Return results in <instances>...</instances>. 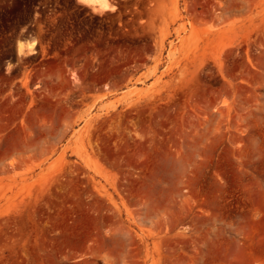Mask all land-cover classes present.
Here are the masks:
<instances>
[{
    "label": "rangeland",
    "instance_id": "1",
    "mask_svg": "<svg viewBox=\"0 0 264 264\" xmlns=\"http://www.w3.org/2000/svg\"><path fill=\"white\" fill-rule=\"evenodd\" d=\"M86 4L0 0V264H264V0Z\"/></svg>",
    "mask_w": 264,
    "mask_h": 264
},
{
    "label": "bare ground",
    "instance_id": "2",
    "mask_svg": "<svg viewBox=\"0 0 264 264\" xmlns=\"http://www.w3.org/2000/svg\"><path fill=\"white\" fill-rule=\"evenodd\" d=\"M77 1L80 2V3H82V4H84L85 6H87L89 8H91L93 10V13H99V14H102L103 13V11L99 10L102 5L99 6V9H97V7H98L97 5H96V8H95L93 6L87 5L86 3H83L82 0H77ZM106 6H108V5H106ZM102 8H103V6H102ZM108 8H109V6H108ZM113 11L114 10H111V12H113ZM36 47H37V43H36L35 40H32V41H30V40L21 41L20 40L17 43V53L20 56L33 55V54H36L37 53L36 52L37 51L36 50Z\"/></svg>",
    "mask_w": 264,
    "mask_h": 264
},
{
    "label": "snow or ice",
    "instance_id": "3",
    "mask_svg": "<svg viewBox=\"0 0 264 264\" xmlns=\"http://www.w3.org/2000/svg\"><path fill=\"white\" fill-rule=\"evenodd\" d=\"M83 3H100L102 0H82ZM106 4V0H103Z\"/></svg>",
    "mask_w": 264,
    "mask_h": 264
}]
</instances>
